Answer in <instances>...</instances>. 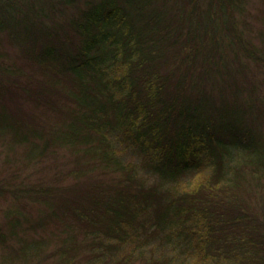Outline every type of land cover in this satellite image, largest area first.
I'll list each match as a JSON object with an SVG mask.
<instances>
[{"label":"trees","instance_id":"trees-1","mask_svg":"<svg viewBox=\"0 0 264 264\" xmlns=\"http://www.w3.org/2000/svg\"><path fill=\"white\" fill-rule=\"evenodd\" d=\"M221 1L0 0L25 60L0 54V138L39 176L0 184L13 262L264 264V93L239 85L264 55Z\"/></svg>","mask_w":264,"mask_h":264},{"label":"rangeland","instance_id":"rangeland-1","mask_svg":"<svg viewBox=\"0 0 264 264\" xmlns=\"http://www.w3.org/2000/svg\"><path fill=\"white\" fill-rule=\"evenodd\" d=\"M198 6L202 10H206L211 3V0H198ZM218 1V0H215ZM225 4V3H224ZM212 8L214 10H218V7L216 6L217 4L214 5V2L212 1L211 3ZM214 5V6H213ZM220 5L222 4V1L220 0ZM216 6V7H215ZM188 9V7L186 6ZM236 9L239 18L240 26L246 31L249 40L251 44L253 43L254 48L257 53L260 56L264 55V41H262V34L264 33V0H236ZM0 54L1 55H8L10 56L13 60H18L20 63H23L25 65V60L22 57V49L20 47H14V49L10 50V44L7 42V39H5L4 35L0 36ZM4 41L2 42V40ZM250 45V43H249ZM249 47V46H247ZM253 49V50H254ZM23 61H22V58ZM248 60V59H246ZM255 60V59H254ZM254 60H251V62H247V68H245V72L243 76L240 78L239 85H246V97L248 94L255 95V96H260L264 93V62H256ZM257 60H262V59H257ZM253 103L256 104V109L259 107H263L261 110V113L264 111V104L260 102H255L254 98ZM11 104H9V107ZM22 109H24V106L26 110H29L31 106H29L27 103H22L21 104ZM25 110V109H24ZM263 115L260 116V127L262 129L261 133L262 136L264 137V112L262 113ZM10 137H7V139L2 141L0 138V184L3 181H7L10 179H13L15 177V173L20 171L19 169L26 170L25 172H22L20 174H25V177H30L26 174H29L33 177V180L36 179L39 176H36V170L33 168H26L23 167L25 166L24 164L20 163L19 161H24L26 156H25V148L24 147H14L12 143H9ZM18 161V162H17ZM63 159H60V164L62 165ZM58 164V163H57ZM45 177H50L51 182L54 184L56 182V179H53V171H47L45 174ZM68 183V182H67ZM255 183H253L254 185ZM250 189L252 187H249ZM252 190V189H251ZM254 190V189H253ZM255 193V192H254ZM256 200V198H253ZM15 206V203L13 202V199L5 192L1 191L0 192V224L4 223L5 220V213L6 210L9 208V206ZM24 204L22 203L21 206L23 207ZM28 212H32L35 214L36 209L33 210L32 207H27L25 209ZM54 229L56 232H59L55 229V227H50L47 229V233H51V230ZM20 236H25L22 231L19 232ZM12 241V240H11ZM15 257L13 256V253H10V250L4 252L2 248H0V264H19V262H13ZM27 264H34L33 262L27 263ZM136 264H141V263H136Z\"/></svg>","mask_w":264,"mask_h":264}]
</instances>
